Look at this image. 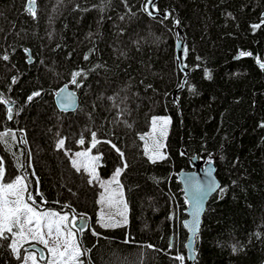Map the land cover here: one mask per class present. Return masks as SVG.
Wrapping results in <instances>:
<instances>
[{"label":"trees","instance_id":"obj_1","mask_svg":"<svg viewBox=\"0 0 264 264\" xmlns=\"http://www.w3.org/2000/svg\"><path fill=\"white\" fill-rule=\"evenodd\" d=\"M36 1L33 15L27 0H0V57L9 56L0 58V94L15 101L0 102V131L17 137L10 150L0 143L3 182L27 176L37 210L89 215L92 227L77 234L91 249L86 264H181L177 255L189 264L178 173L193 156L212 160L224 191L207 204L191 264H264V0H158L155 17L141 10L145 0ZM178 28L191 70L184 84ZM240 51L252 55L237 59ZM64 84L79 94L75 112L56 107ZM161 115L170 118L166 159L152 163L144 146ZM92 132L100 181L128 165L119 177L127 224L98 223L103 187L66 154L88 150ZM10 242L0 240V264L19 262Z\"/></svg>","mask_w":264,"mask_h":264},{"label":"snow or ice","instance_id":"obj_2","mask_svg":"<svg viewBox=\"0 0 264 264\" xmlns=\"http://www.w3.org/2000/svg\"><path fill=\"white\" fill-rule=\"evenodd\" d=\"M59 2V0H58ZM31 4L35 5V0H31ZM33 15H35V8L31 7L29 9ZM141 10L147 13L148 16H154V13H158L159 9L156 8L155 0H145V3L142 5ZM229 15H231L229 13ZM167 19V15L164 17ZM162 22V21H161ZM179 23V21H177ZM264 23V21H262ZM261 25L256 24L253 25V28H259ZM26 53L29 52V49L24 50ZM251 52L241 51L239 53V57L251 56ZM238 57V58H239ZM3 60H9V56L7 54L3 55ZM85 60L88 59V56L84 57ZM264 68V63L260 65ZM72 83H76V77H80L82 75H86L83 69L74 72ZM205 76L207 78H211L208 70H205ZM16 82V77L12 78V83ZM63 91V90H61ZM40 95V92H33L31 95L27 97L28 101H32L34 97ZM69 97L65 98V109L69 106L67 101L70 99ZM114 99V98H110ZM0 102L5 105L14 104L15 101L10 98H5L2 94H0ZM13 109L8 107L6 109L7 118L12 119ZM157 120H159L161 124V136L166 135V126L170 123V118H153V131H155V125ZM126 123V121H125ZM264 127V124L261 125ZM92 141L91 147L86 151H79L70 153L66 151V154L70 156H74L75 158L71 160L73 167L76 171H80L83 169L90 175L89 184L93 182V180L100 181V178L97 173V161L100 159L99 156L91 155V149L96 146V144L101 143L100 140L97 139V133H91ZM16 133L11 129H5L0 131V143H3L6 148L11 149V144L9 140L16 141ZM141 139H144V136H141ZM106 143L111 144L113 148L120 154L121 159L123 160V152L116 147L112 142L104 141ZM23 143H27L26 140ZM80 145L85 143L83 137L77 142ZM65 146V139L61 138L57 141L56 147L57 149H63ZM164 145L157 139L153 137L152 144L145 143V155L148 157L149 161L152 163H156L158 160L166 159L165 154L161 151ZM15 155V154H13ZM30 157L31 153H29V166H30ZM17 166L20 168L24 167V163L17 158ZM127 163H123V167H118L115 169L113 176L107 181H100V186L104 188V193H101V198L98 203L107 204L109 207L112 206H123V211L119 212V215L123 218L122 223L127 224V202L124 200V191L123 185L120 183L119 177L124 169L127 168ZM35 175V173H32ZM5 175L4 167H3V157H0V240H9L11 238V242L8 244V247L11 249L12 254L15 256L17 260H21V248L23 247L25 242L28 241H37L40 244H43L47 249L48 253H50L51 258L48 260V264H85V261L81 259L82 257H88L91 249L83 248L82 241L77 240V234L82 233L86 227V215L79 214L77 217L73 215L70 219L69 214L58 213L55 211H38V206L36 205V199L31 192L28 191L27 187V176H17L11 182H3V177ZM38 183V181H37ZM116 187H111L112 185ZM215 187H219L214 183L209 185L207 189L203 188L201 185L197 184L194 186V192L197 196L195 207L197 209V215L199 213L201 207V196L200 194L205 191H211ZM221 192L224 189H220ZM107 193V195H105ZM27 194V195H26ZM37 196L42 195L37 190ZM77 220L81 223L77 224ZM98 223L101 224L102 227H117L119 224L112 221L111 217H108L107 220L104 217L103 211L100 214ZM46 229V233L45 230ZM93 235H99L93 230ZM50 240L54 242V246H50ZM62 240V243H56V241ZM35 245H33V248ZM148 247H152L149 245ZM236 249L234 248L233 251ZM25 255L21 260V264H37V258L34 252L29 251L28 249H24ZM191 258V257H189ZM40 259H44L43 252H41ZM177 261H180L183 264L185 257L183 255H177L175 257Z\"/></svg>","mask_w":264,"mask_h":264},{"label":"water","instance_id":"obj_3","mask_svg":"<svg viewBox=\"0 0 264 264\" xmlns=\"http://www.w3.org/2000/svg\"><path fill=\"white\" fill-rule=\"evenodd\" d=\"M157 2L158 0H155V3ZM26 6L28 10L31 7H34L35 13H36V10H37L36 0H35L34 6L31 4V0H27ZM159 14L160 12L154 13V16L152 17L158 16ZM263 17H264V13H263ZM185 51H186L185 43H184V40H182L181 38V30L180 28H178L177 29V42H176V58L179 62L180 69L185 73V76L183 78V84L185 83L187 77L189 76L191 72V70L187 68V66L185 65ZM238 57H239V54L237 55L236 58L237 59L243 58V57H239V58ZM31 61L32 59H30V62ZM69 94H71L70 99L67 101L69 106L67 107V109H65L64 107L65 102H66L65 98L69 97ZM54 100H55L56 107L58 108V110L62 112H75L76 110H78L80 106L79 94L69 84H64L63 86L58 88V90L55 92ZM190 166H191L190 170H183L178 173V180L182 184L184 195L187 198V204H188V207L186 209L187 217L184 220L183 224L189 232L188 241L186 243L187 250H188L189 264H191L195 259V238L201 230L203 216L206 212L207 204L210 198L214 194H216L221 188V182L217 176V167L214 161L199 159L197 156H193L190 158ZM213 183L215 185H218L219 187H215L211 191H205L200 194L202 202H201L199 213L197 215V209L195 207L197 196L194 192V186L199 184L203 188L207 189V187L209 185H212ZM80 223L81 222L77 220V224H80ZM91 224H92L91 220L88 217H86L85 230L87 228H90ZM79 234H82V233H79ZM33 245H35L34 248H33ZM27 248L28 250L37 251L40 256H41V252H43V255L45 252L44 248L38 244L28 245Z\"/></svg>","mask_w":264,"mask_h":264},{"label":"rangeland","instance_id":"obj_4","mask_svg":"<svg viewBox=\"0 0 264 264\" xmlns=\"http://www.w3.org/2000/svg\"><path fill=\"white\" fill-rule=\"evenodd\" d=\"M37 2V1H36ZM160 117H164V118H169V116H164V115H161V116H158L156 118H160ZM169 129V124L166 126V134H167V131ZM166 136V135H165ZM165 136H161V124L159 122V120H157L156 122V125H155V131H153V128H152V131H151V134H150V140H149V143L148 144H152L153 142V137L157 140H159L162 144H163V138ZM161 151L164 153V150L163 148L161 149ZM99 172L98 170V165H97V173ZM106 181L109 180V179H105ZM111 187H116L114 184L111 186ZM124 191V190H123ZM102 193H104V188L102 190ZM105 195H107V193H105ZM124 200L126 201L125 199V194H124ZM101 211H100V214L101 212L103 211V214H104V217L105 219L107 220L108 217H111L112 218V221H114L115 223H120L122 221V217L119 215V212L120 211H123V206L122 205H119V206H112V207H109L106 203L105 204H101ZM39 211V210H38ZM45 211H49V210H45ZM51 211H55V212H58V213H61V214H64L63 212H59V211H56V210H51ZM67 214H69V217L71 219V217L73 216L70 212ZM86 217H88L90 220H91V217L88 215H86ZM92 227V225H91ZM90 227V228H91ZM45 233H46V229L44 230ZM77 240H79L78 236H77ZM50 246H54V242L52 240H50ZM56 243H62V240H58L56 241ZM31 244H38L40 246H42L44 248V259H40L39 258V254L37 251L33 250L32 252L35 253L36 255V258H37V264H48V260L51 258V255L50 253H48L47 249L45 248V246L43 244H40L39 242L37 241H28V242H25L23 247L21 248V260L23 258V256L26 254L24 249H26V246L27 245H31ZM30 251V250H29ZM81 259H83L85 261V264H86V258L85 257H82ZM21 260H19L18 264H21ZM29 264H31V261H29Z\"/></svg>","mask_w":264,"mask_h":264}]
</instances>
